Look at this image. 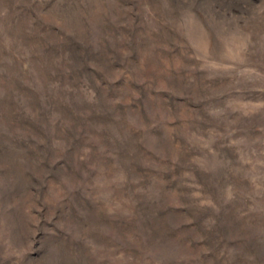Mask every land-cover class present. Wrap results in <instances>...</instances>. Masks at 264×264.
Instances as JSON below:
<instances>
[{"label":"rangeland","instance_id":"374dc122","mask_svg":"<svg viewBox=\"0 0 264 264\" xmlns=\"http://www.w3.org/2000/svg\"><path fill=\"white\" fill-rule=\"evenodd\" d=\"M0 264H264V0H0Z\"/></svg>","mask_w":264,"mask_h":264}]
</instances>
